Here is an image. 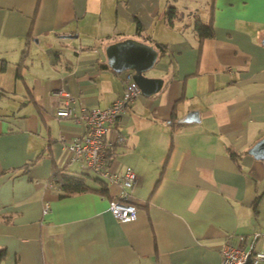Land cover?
<instances>
[{"label":"crops","instance_id":"0c3cea01","mask_svg":"<svg viewBox=\"0 0 264 264\" xmlns=\"http://www.w3.org/2000/svg\"><path fill=\"white\" fill-rule=\"evenodd\" d=\"M162 4L0 0V264H220L230 235L256 231L264 251V159L249 152L264 137V0H213V36L203 40L196 19L161 21ZM123 37L168 44L147 72L164 77L163 88L129 102L108 134L111 169L138 175L131 220L109 210L118 183H107L108 195L63 196L51 181L59 168L90 171L65 147L85 125L56 118L53 91L69 90L76 113L122 97L131 71L112 69L104 47ZM191 110L200 120L181 121Z\"/></svg>","mask_w":264,"mask_h":264},{"label":"built area","instance_id":"2783aa9c","mask_svg":"<svg viewBox=\"0 0 264 264\" xmlns=\"http://www.w3.org/2000/svg\"><path fill=\"white\" fill-rule=\"evenodd\" d=\"M126 80L122 97L110 106L98 108L81 105L79 113L74 111L72 103L75 99L69 90L60 87L54 89L53 93L59 99V105L55 111L56 118L59 120L72 118L75 122L85 125L83 134L65 143L70 160L77 161L83 169L96 173L107 183L120 184L121 193L119 197L110 201L109 210L117 218L131 220L136 217L137 207L129 202L128 195L138 175L132 167H127L121 173L113 171L108 157L110 147L115 144V141L108 138L111 124L115 123L118 116L125 111L127 104L142 93L131 72L127 73ZM117 140L123 143L124 137L119 135ZM50 210L49 201H45L43 214H47ZM260 235L258 231L252 233L250 239L239 235L236 242L232 241L233 235H230V238L219 247L220 264H262L264 251L256 249V242ZM248 257L251 258L250 262H247Z\"/></svg>","mask_w":264,"mask_h":264},{"label":"water","instance_id":"95a60500","mask_svg":"<svg viewBox=\"0 0 264 264\" xmlns=\"http://www.w3.org/2000/svg\"><path fill=\"white\" fill-rule=\"evenodd\" d=\"M104 54L106 63L116 72L131 71L134 81L146 96L158 93L164 86V77L149 76L160 59V50L152 42L135 37H123L105 44ZM199 111L191 110L181 120L183 122L199 121ZM249 152L257 158L264 159V137L255 143ZM251 258L248 257L247 262Z\"/></svg>","mask_w":264,"mask_h":264},{"label":"trees","instance_id":"16d2710c","mask_svg":"<svg viewBox=\"0 0 264 264\" xmlns=\"http://www.w3.org/2000/svg\"><path fill=\"white\" fill-rule=\"evenodd\" d=\"M168 2L170 1L168 0ZM210 2H211L210 13H209L207 22H204L203 19L199 16V14L196 13V22H195L194 28L200 40H203L205 37H208V36H213V21H214L213 10H212L213 0H210ZM177 10L179 11L176 5H172L169 3V5L167 6V13L169 14V17H171L172 15L175 16L177 14L176 13ZM169 21L173 22L174 20L171 17ZM136 25L139 31L143 28L142 23L138 19L136 20ZM155 45L159 48L162 55L165 54L168 50L167 43L156 42ZM173 118L175 119V114H173ZM173 126L175 129V128H178L180 125L179 123L175 121L173 122ZM230 155L233 158L237 159V156L239 155V153L231 149ZM108 157H109V162H110L111 161L110 149H109ZM87 178L94 179L96 182L99 183V186L98 187L91 186L87 182ZM51 181H53L54 183L58 184L61 187L63 196L74 195V194L88 192V191L98 192L102 195H108L107 182L99 175H97L96 177L90 174H87V173L76 175V174H71L69 172H66L63 169L59 168L55 170V172L53 173ZM159 181L160 179L158 180L156 186L158 185ZM4 256H5V250L1 249L0 250V262L2 261Z\"/></svg>","mask_w":264,"mask_h":264},{"label":"rangeland","instance_id":"374dc122","mask_svg":"<svg viewBox=\"0 0 264 264\" xmlns=\"http://www.w3.org/2000/svg\"><path fill=\"white\" fill-rule=\"evenodd\" d=\"M169 1L170 2H167V0H163L162 8L163 10L165 9L166 11H164L163 14L161 13V21L165 19V17L169 21V19L172 17L174 22H176L177 26L182 27L183 25L195 20L196 13L199 14L203 19L206 18L207 15L206 0H169ZM169 3L172 5H177V7L179 8V12H177L175 16L172 15L171 17H169V14L167 13V6ZM123 26H127V28H129L130 30L136 27L135 24L134 25L132 24L133 28L129 24L126 25L123 24ZM154 29L155 26H153L152 30H149L148 33H150L151 35L152 34L151 31H154ZM155 36H156L155 34L152 35V37L154 38ZM163 59L164 57L161 60L163 61ZM88 173L91 174L92 176H95L91 171H89Z\"/></svg>","mask_w":264,"mask_h":264}]
</instances>
